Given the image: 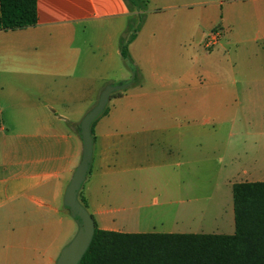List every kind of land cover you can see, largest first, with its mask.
<instances>
[{
  "label": "crops",
  "instance_id": "1",
  "mask_svg": "<svg viewBox=\"0 0 264 264\" xmlns=\"http://www.w3.org/2000/svg\"><path fill=\"white\" fill-rule=\"evenodd\" d=\"M145 1L129 45L142 82L112 97L95 125L82 196L104 231L206 234L177 230L202 224L203 163L226 180L264 182V0ZM37 13L35 27L0 30L4 263L57 262L50 229L82 161L81 122L116 84L108 74L137 15L124 0H37ZM215 30L221 39L208 52Z\"/></svg>",
  "mask_w": 264,
  "mask_h": 264
},
{
  "label": "trees",
  "instance_id": "2",
  "mask_svg": "<svg viewBox=\"0 0 264 264\" xmlns=\"http://www.w3.org/2000/svg\"><path fill=\"white\" fill-rule=\"evenodd\" d=\"M124 1L137 15L129 25L128 36L121 40L122 57L133 73L130 86L138 87L142 75L129 54V45L145 23L148 2ZM37 24V0H0L1 31ZM122 93L112 97H121ZM108 114L107 107L102 117ZM99 119L92 126V135ZM79 200L87 209L82 192ZM233 203L234 235L127 234L101 230L95 221L92 243L80 264H264V182L235 185Z\"/></svg>",
  "mask_w": 264,
  "mask_h": 264
},
{
  "label": "rangeland",
  "instance_id": "3",
  "mask_svg": "<svg viewBox=\"0 0 264 264\" xmlns=\"http://www.w3.org/2000/svg\"><path fill=\"white\" fill-rule=\"evenodd\" d=\"M145 18H147L146 12H145ZM134 23L135 21L133 22V24ZM210 51L211 50H208V52ZM227 51L229 50L226 49L225 52L222 51L223 53H225L224 54L225 56H228ZM116 64L118 65V69L116 70L115 68H113L109 72L108 80L112 79L113 81H117L115 85H119L122 82H119L120 80L117 79L119 77H122L125 71L129 72L130 74L131 68L123 57ZM132 76L133 73L131 75V79ZM108 108L110 109V105H108ZM207 165L209 164L203 163V171H202L201 179L200 180L196 179L197 194H199L201 197L202 208L201 211L198 213L200 214L202 224L199 226L197 223L196 226H192L191 228L194 231L180 230L179 228L177 230L186 231V232H195V233L219 234V235L233 234L235 232V222H234V204H233L232 185L236 183L245 182L246 180L240 177L231 180H226L224 175H221L219 174V172L216 171L217 167L219 166L218 164H212L215 165V168L213 169L212 167L209 170L204 169ZM72 178L73 176H71V179L66 182L67 186L65 187V190H67ZM177 182H180V180H178ZM211 197L212 200L210 199L211 200V201L209 200L210 202L205 201V199H209ZM59 207L60 209L58 211L57 224L55 227H52L50 229V231H52L51 232L52 237L54 233H57V261L63 249L66 248L74 240V238L76 237L79 231L78 225L74 220H72L69 211L64 207V200L61 199L59 201ZM16 229L18 228H15V230ZM19 229L23 230V236H24L25 228H19ZM44 229L45 228H43V230ZM47 231H48V227H47ZM159 231H161L160 228H158L157 232ZM9 239L11 240V242L17 243L18 235L10 234ZM48 239L49 238L47 237V241ZM16 249H17L16 246L13 247L14 251H16ZM0 264H23V261L14 258V259H10V261L7 263L1 262L0 260ZM35 264H57V262L55 259L51 260L49 258H42L40 260H36Z\"/></svg>",
  "mask_w": 264,
  "mask_h": 264
},
{
  "label": "water",
  "instance_id": "4",
  "mask_svg": "<svg viewBox=\"0 0 264 264\" xmlns=\"http://www.w3.org/2000/svg\"><path fill=\"white\" fill-rule=\"evenodd\" d=\"M128 87H130L129 83L106 87L100 96L98 104L81 122L79 136L83 142L82 161L76 169L64 197V207L69 211L72 219L78 225L79 231L74 240L63 249L57 264H80L92 243L96 223L94 218L79 200L80 193L92 166L94 150L92 126L102 117L111 101L112 95Z\"/></svg>",
  "mask_w": 264,
  "mask_h": 264
},
{
  "label": "built area",
  "instance_id": "5",
  "mask_svg": "<svg viewBox=\"0 0 264 264\" xmlns=\"http://www.w3.org/2000/svg\"><path fill=\"white\" fill-rule=\"evenodd\" d=\"M221 39V34L219 31H213L211 35L208 37L205 43V47L207 50H213L218 44Z\"/></svg>",
  "mask_w": 264,
  "mask_h": 264
}]
</instances>
